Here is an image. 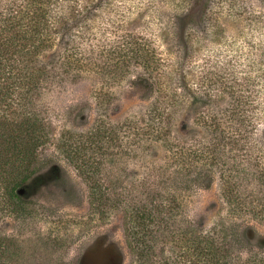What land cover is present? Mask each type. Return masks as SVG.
Wrapping results in <instances>:
<instances>
[{
  "label": "rangeland",
  "instance_id": "rangeland-1",
  "mask_svg": "<svg viewBox=\"0 0 264 264\" xmlns=\"http://www.w3.org/2000/svg\"><path fill=\"white\" fill-rule=\"evenodd\" d=\"M85 2L92 4L93 16L84 39L73 42L72 49L90 69L74 79L65 77L64 45L55 34L50 49L33 62L35 70L30 67L40 71L35 84L0 78V146L4 140L11 143L15 134L8 133L22 125L17 141L31 151L30 156L13 152L0 160L6 165L0 166V239L10 241L8 264H103L91 251L97 239L105 240L101 245L114 253L115 264H200L189 242L187 247L171 235L180 230L181 236L201 237L221 224L226 209L218 180L209 189L193 184L177 192L172 222L152 226L144 235L151 255L143 257L141 244H136L139 254L129 247L125 205L157 194L161 166L168 160L156 139L149 137L145 146L138 133L153 115L152 79L160 71L168 91L180 94V87L190 92L174 111L171 135L208 142L209 133L197 119L215 116L218 121L231 97L240 98L252 136L245 141L258 150L242 152L238 164L244 169L247 156L264 157V0H80ZM227 127V137L234 136L237 126ZM80 138H95L78 150L81 158L73 150L80 147L74 145ZM31 158L45 169L57 166L64 177L20 206L10 190L24 177ZM90 177L102 193L95 204ZM234 222L251 226L247 230L258 252L264 225Z\"/></svg>",
  "mask_w": 264,
  "mask_h": 264
},
{
  "label": "trees",
  "instance_id": "trees-1",
  "mask_svg": "<svg viewBox=\"0 0 264 264\" xmlns=\"http://www.w3.org/2000/svg\"><path fill=\"white\" fill-rule=\"evenodd\" d=\"M92 13V4L80 3V0H0V78L7 75L5 83L9 84H15L18 80H23L28 85L35 84L40 77V71L33 73L30 67L33 68L32 64L40 52L50 49L55 34L64 45V76H71L73 79L81 76L90 69V64L83 55L74 53L76 50L72 49V44H77L78 39H84ZM138 54L136 53L137 58L145 60ZM165 80L163 72L160 71L152 79V87L156 89L154 111L153 115L148 116L149 120L138 136L145 146H148L149 137L156 139L155 143L160 144L161 149L165 148L168 160L161 166V180L154 191L157 194H152L150 199H145L139 204L125 205L128 207L127 221L131 225L127 231L129 247L133 251L137 250L139 254L140 247L136 244H141L143 257L151 255V250L145 246L144 235L152 226L162 227L172 222L173 214L179 207L177 192L184 188L189 190L193 184L209 189L218 180L226 209V216L220 220L221 224L215 225L201 237L194 236L191 232L181 236L180 230L172 233L171 237L179 239L180 242L185 241L187 247L189 242L190 252L192 250L200 264H264V243H257L255 247L259 251H254V244L247 230L251 226L243 228L234 222L238 219H248L264 225V157L247 156L246 164H243L244 169L238 164V158L244 157L242 152H254L251 151L253 148L258 150L255 146L249 147L245 141L252 136L247 128L249 121L247 125V117L242 113L243 101L231 97V101L227 102V107L221 113L222 118L218 121L215 116L199 117L197 125L204 133H209L208 142L201 139L193 142L181 134L171 135L169 131L170 124L173 120L176 121L177 109L184 98L188 99L190 92L180 87V94L168 91ZM183 82L185 83V79ZM184 83L180 84L185 85ZM214 84L217 86L218 81ZM219 91L217 90V93ZM3 93L4 98L6 93ZM181 97L183 99H180ZM182 106L184 108V105ZM4 121L6 127L12 126L11 122ZM228 125L237 126L234 136L227 137ZM21 131L22 125L20 129L8 133L10 136L15 134V138H10L11 143L3 141L4 144L0 146V160L13 157V152L14 156L31 155L28 146H19L17 136L20 138L18 132ZM94 134H97L96 131ZM95 138L84 141L80 138L79 142H75L74 145L80 143V147H71L76 151L74 155L80 157L78 150H85L86 144ZM94 149L95 147L91 150ZM0 166L3 168L6 165ZM81 170L84 172L86 169L81 167ZM190 175L194 178L189 180L187 178H190ZM183 176H187L184 181L180 179ZM63 177L59 169H53L48 172L47 181L57 183ZM92 178L90 177L89 181L90 198L95 204L101 201L102 193L99 182ZM26 181L24 176L10 190V196L20 206L26 204L27 197L19 193L20 187ZM146 184L145 182V187ZM144 193L151 195L152 190L145 188ZM9 247L10 241L1 238L0 264H8L5 255L10 250Z\"/></svg>",
  "mask_w": 264,
  "mask_h": 264
},
{
  "label": "flooded vegetation",
  "instance_id": "flooded-vegetation-1",
  "mask_svg": "<svg viewBox=\"0 0 264 264\" xmlns=\"http://www.w3.org/2000/svg\"><path fill=\"white\" fill-rule=\"evenodd\" d=\"M35 161V162H34ZM28 167H26V172H25V178H27L26 183L21 186L19 193L24 195V197H32L36 195H40L41 191L43 188L48 186V184L52 185H59V182L57 183H48L47 181V174L49 171L53 169H59L57 166H53L52 169L48 168L45 169L43 166H37L36 164V159H28ZM35 163V164H34ZM35 173V174H34ZM29 176V177H28ZM105 240L97 239L94 242V245L92 247V252L93 255L95 256L98 254V257L102 259L103 264H115V255L114 253L109 252V249L103 248L101 245V242L104 243ZM100 263V262H99Z\"/></svg>",
  "mask_w": 264,
  "mask_h": 264
}]
</instances>
